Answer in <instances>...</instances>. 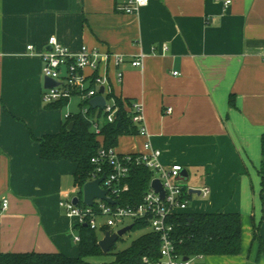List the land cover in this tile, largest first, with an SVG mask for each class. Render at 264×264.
<instances>
[{
	"label": "crops",
	"instance_id": "crops-1",
	"mask_svg": "<svg viewBox=\"0 0 264 264\" xmlns=\"http://www.w3.org/2000/svg\"><path fill=\"white\" fill-rule=\"evenodd\" d=\"M127 2L0 0V255L80 254L77 220L61 207L78 187L77 164L40 156L39 140L77 115L71 101L54 109L43 100L41 54L56 37L73 54L87 46L127 56L121 83L110 70L113 95L143 104L162 164L192 177L184 214L242 216L239 256H200L193 264H249L244 229L250 214H264V0H148L136 14L122 10ZM140 55L143 67L134 68ZM145 141L122 137L117 150L139 152ZM257 230L250 251L258 241L260 262L264 229Z\"/></svg>",
	"mask_w": 264,
	"mask_h": 264
},
{
	"label": "built area",
	"instance_id": "built-area-1",
	"mask_svg": "<svg viewBox=\"0 0 264 264\" xmlns=\"http://www.w3.org/2000/svg\"><path fill=\"white\" fill-rule=\"evenodd\" d=\"M147 3L148 0H128L122 10L127 14H136ZM230 4L231 1L226 2L227 6ZM28 49L33 50V46H29ZM41 57L44 79L50 78L59 83L57 87L44 90L45 104L53 105L61 100L71 101L73 98H78L83 106H81V113L87 116L92 108L90 101L102 96L106 101V107L102 110L106 120L109 123L115 121L119 107L113 95L109 73L113 67L117 71L116 75L121 83L123 73L119 69L127 62V56L102 53L87 46H83L79 53L73 54L56 37H51L49 49L42 53ZM143 64V55L137 56L131 61L134 68H141ZM102 67H105L104 74L100 73ZM102 87L104 88L103 94L100 93ZM128 111L133 123L139 128V136L146 139L143 150L134 153H120L116 148H101L99 154L91 160L94 170L88 181L104 178L100 188L109 191L108 198L112 199L115 204L97 199L93 206H87L77 196L62 200L61 207L68 217L77 220L79 226L83 225L93 231H99L103 234V238L106 233H117L142 220L147 223L148 230L161 239L159 261L151 263L148 259H144L145 264H193V259L185 260V257L178 253L173 240L174 226L171 222L174 216L184 214L189 208V201L185 198L188 188L179 179L184 168L181 165L165 167L162 164V151L155 148L150 140L143 104L137 101L132 102ZM167 113H172V109H169ZM69 116L71 115H68L67 118ZM90 121L94 133L100 136L102 133L101 122L96 119ZM138 168L147 169L153 173L149 189L145 192L140 203L121 204L122 196L129 191L127 181L133 170ZM154 180H159L162 184L164 197L152 187ZM83 187L80 189L82 190ZM201 194L204 197L209 196L210 189L204 188ZM75 198H78V204H74ZM7 208L8 200H4L3 210ZM127 220L131 221V224L119 228ZM80 241V236H76L75 242L80 243Z\"/></svg>",
	"mask_w": 264,
	"mask_h": 264
},
{
	"label": "trees",
	"instance_id": "trees-1",
	"mask_svg": "<svg viewBox=\"0 0 264 264\" xmlns=\"http://www.w3.org/2000/svg\"><path fill=\"white\" fill-rule=\"evenodd\" d=\"M116 98L119 112L113 123H109L104 112L90 108L89 114L84 116L81 112L69 116L60 133L48 135L39 140L40 156L45 161H71L77 164L74 175L76 186L82 188L90 179L94 167L92 158L99 154L101 148H118L122 137L139 136V128L132 121L128 111L132 101ZM70 101L61 100L53 104L54 109L66 107ZM89 103V102H88ZM85 103V105H88ZM82 106V105H81ZM83 107V106H82ZM101 122L102 133L96 135L90 120ZM73 123L72 130L68 126ZM264 151V137H263ZM264 179V164L262 168ZM153 173L147 169H134L128 179L129 191L125 193L121 204H138L142 201ZM185 198L190 195L186 190ZM191 219H193L191 221ZM174 226L173 240L180 255L185 258L228 256L236 257L242 252V216L240 214L203 213L181 214L171 220ZM147 223L137 221L133 232L146 231L132 244L121 251L116 248L117 243L106 255L114 257V264H145L144 259L156 263L161 257V239L149 231ZM81 241L80 254L77 258H69L62 253H5L0 255V264H93L90 258L102 257L99 242L100 237L96 231L86 226H79Z\"/></svg>",
	"mask_w": 264,
	"mask_h": 264
},
{
	"label": "rangeland",
	"instance_id": "rangeland-1",
	"mask_svg": "<svg viewBox=\"0 0 264 264\" xmlns=\"http://www.w3.org/2000/svg\"><path fill=\"white\" fill-rule=\"evenodd\" d=\"M79 99L78 98H73L71 100V104H70V108L72 110L73 114H79L80 111V107L78 105ZM182 180V179H181ZM182 182H184L187 185H190L192 182V177L188 178L187 180H182ZM83 189L81 190L78 187H73L71 189V191L69 192L68 197H66L65 195L63 196V200L67 199H71L73 197H77L79 196L82 201H83ZM198 198H194L193 200H197ZM66 213V212H65ZM249 226L247 228L244 229L245 231V237L247 239V237L249 238L248 240V247H246V252H245V256L243 257L245 262H248L249 264H261L264 263V253H262L260 255V262H258V257H259V245H258V241H255V243L252 246V251H250L251 249V244L253 242V238H251V236L254 235L255 233V229L259 230V233H262V229H264V214L262 213L261 210H258L255 215L250 214L249 215ZM131 224V221L127 220L124 225H120L119 228H122L124 226H127ZM256 227V228H255ZM261 228V229H260ZM257 230V231H258ZM100 239L103 238V234L101 232H97ZM146 231H137V232H128L123 238H121L116 245V248L118 251L124 250L126 248H128L133 241H135L137 238H139L140 236H142L143 234H145ZM89 262L93 263V264H114V257L111 255H104L102 257H97V258H90L88 259ZM194 264H204L203 260L200 259H195L194 260Z\"/></svg>",
	"mask_w": 264,
	"mask_h": 264
},
{
	"label": "water",
	"instance_id": "water-1",
	"mask_svg": "<svg viewBox=\"0 0 264 264\" xmlns=\"http://www.w3.org/2000/svg\"><path fill=\"white\" fill-rule=\"evenodd\" d=\"M59 85L58 82H56L53 79L46 78L44 80V86L45 89L48 88H53L57 87ZM100 93H104V88L102 87L100 89ZM90 106L93 109H101L104 110L106 107V101L105 98L102 96L96 97L90 101ZM74 127V124L71 123L68 126L69 130H72ZM189 178L188 173L186 170H183V172L180 174L179 179L182 180H187ZM104 178L92 181V182H87L84 187H83V194H84V199L83 203L87 206H93L94 201L99 199V200H104L107 201L108 203L115 204V202L108 198V193L109 191L107 190H102L100 188V184L102 183ZM152 187L161 194L162 197H164V190L162 187V184L160 183L159 180H154L152 183ZM191 193L197 194L195 190H191ZM79 200L78 198L74 199V204H78ZM193 219H191L192 221ZM134 225L127 226L121 230H119L117 233L110 234L106 233L105 237L100 240L99 246L104 254H108L109 251L113 248V246L121 239L123 238L128 232H131L133 229ZM189 258H185V260H188Z\"/></svg>",
	"mask_w": 264,
	"mask_h": 264
}]
</instances>
